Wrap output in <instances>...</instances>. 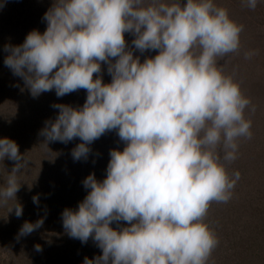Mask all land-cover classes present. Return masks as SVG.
Instances as JSON below:
<instances>
[{"label": "clouds", "instance_id": "clouds-1", "mask_svg": "<svg viewBox=\"0 0 264 264\" xmlns=\"http://www.w3.org/2000/svg\"><path fill=\"white\" fill-rule=\"evenodd\" d=\"M245 3L255 9L258 0ZM43 19V33L33 30L21 45L6 46L5 65L34 97L53 89L57 97L84 89L87 97L82 108L54 104L59 115L41 135L62 143L78 137L75 160L87 158L89 145L108 131L126 144L110 152L105 179L84 180L90 191L78 210L62 213L70 237L92 238L102 249L83 264H207L219 244L205 222L209 207L227 203L240 179L224 162L237 159L239 138L252 137L244 115L250 100L217 66L239 50L242 26L213 0H55ZM125 33L141 53L157 54L141 62ZM102 63L110 83L94 78ZM5 158L15 166L0 205L17 201L16 173L27 163L7 137L0 138ZM13 208L22 216L18 201ZM114 221L127 226L113 228ZM42 224L25 222L20 235Z\"/></svg>", "mask_w": 264, "mask_h": 264}, {"label": "rangeland", "instance_id": "rangeland-1", "mask_svg": "<svg viewBox=\"0 0 264 264\" xmlns=\"http://www.w3.org/2000/svg\"><path fill=\"white\" fill-rule=\"evenodd\" d=\"M55 0H0V138H10L18 146L27 163L16 173L21 184L16 194L23 207L17 217L12 207L16 200L0 205V264H83L86 258L102 255L92 238L84 243L72 238L63 226L65 209L78 210L90 189L84 180L94 174L102 181L107 175L110 152L123 150L117 130L108 131L92 142L87 158L75 160L73 149L81 143L77 137L68 143L47 141L41 135L48 121L55 122L59 110L54 104L82 108L87 97L84 89L57 97L55 89L34 97L22 77L4 63L9 55L6 46L21 45L27 35L38 30L43 33L47 22L45 13ZM168 3L186 4V0H166ZM217 7L225 8L230 18L243 31L240 48L223 58L217 66L240 86L250 100L245 119L251 121V139L239 138L237 159L223 161V150L217 153L225 163L230 177L240 173L232 198L227 203L212 202L205 222L215 233L219 244L207 264H264V0H258L255 9L246 6L245 0H213ZM128 49L143 62L154 57L157 51L141 53L132 45L135 39L125 33ZM247 53H255L246 58ZM104 83L111 82L108 65L102 63ZM254 108V111H253ZM15 162L0 161V188L6 181ZM234 178V177H233ZM38 197V203L33 197ZM12 209V210H11ZM43 220L42 226L28 235H20L25 222ZM126 222H113L112 227L122 229ZM40 245L41 251L36 250Z\"/></svg>", "mask_w": 264, "mask_h": 264}]
</instances>
